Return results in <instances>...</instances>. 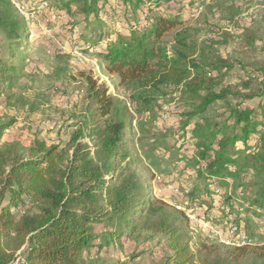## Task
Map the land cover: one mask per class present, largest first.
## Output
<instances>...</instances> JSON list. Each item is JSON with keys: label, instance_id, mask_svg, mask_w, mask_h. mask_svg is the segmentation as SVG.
Here are the masks:
<instances>
[{"label": "trees", "instance_id": "16d2710c", "mask_svg": "<svg viewBox=\"0 0 264 264\" xmlns=\"http://www.w3.org/2000/svg\"><path fill=\"white\" fill-rule=\"evenodd\" d=\"M58 1L66 15H73V6L96 19L101 12L112 13L111 17L122 12L126 25L100 51L107 69L117 73L123 83L146 81L152 89L165 88L182 95L186 106L191 107L184 115L185 126L202 119L195 121L193 132L199 140L198 162L207 176L218 185L237 180L246 168H253L258 190L251 205L255 211L263 210L264 100L259 103V112L248 104L264 94L223 88L219 76L210 74L218 67L190 60L189 53L195 46L183 39L178 42L185 53L166 57L165 64L154 70L157 42L184 24L180 14L153 17V9L159 8L162 0H116L115 11L107 8L108 0ZM166 1L187 2L185 9L195 12L215 0ZM27 30L12 1L0 0V32L13 58L22 56V47L29 42ZM1 65L2 94L14 88L19 67L4 62ZM230 67L226 65L228 70ZM81 76L87 83L86 119L65 146L46 142L3 145L4 134L15 120L0 122V264H14L18 259L23 264H92L86 259L92 250L110 246L125 233H138L142 226L168 236L173 255L161 264H264V246L230 249L203 244L193 251L188 224L182 216H166L150 223L154 214L152 187L139 171L140 160L129 148L131 109L119 105L108 87L99 84L92 74L84 72ZM230 96L242 100L239 106L230 108L234 125L204 118L210 106ZM143 110L138 107L139 112ZM253 136L258 137V144L251 143ZM239 142L245 151L255 148L251 156L235 151ZM188 201L183 203L189 210L193 202ZM99 227L101 236L96 234ZM99 237L104 240L101 244Z\"/></svg>", "mask_w": 264, "mask_h": 264}, {"label": "rangeland", "instance_id": "374dc122", "mask_svg": "<svg viewBox=\"0 0 264 264\" xmlns=\"http://www.w3.org/2000/svg\"><path fill=\"white\" fill-rule=\"evenodd\" d=\"M11 1L25 7L26 16L22 18L28 25L29 42L22 47V56L13 58L0 32V69L1 62L19 67L14 88L0 93V122L15 120L1 144L33 146L46 142L65 146L86 119L87 83L81 74H92L99 84L108 87L119 105L131 109L129 148L131 155L140 160L139 171L152 187L154 214L150 223L166 216H182L188 224V242L193 251L203 244L235 248L222 244L217 233L227 230L230 222L253 240L254 245L248 248L264 246V209L255 211L251 205L258 190L255 170L248 167L237 180L228 179L217 185L198 162L199 140L193 132L197 119L185 126L184 115L191 109L185 98L165 88L153 90L146 81L123 83L117 73L107 69L100 51L126 25L121 11L116 10L114 17L110 12H101L100 19H96L81 13L76 6L72 7L73 15L64 14L58 0ZM184 5L189 4L162 0L161 6L153 9L154 18L180 14L184 21L157 42L154 70L165 64L166 57L184 52L178 42L183 39L195 46L189 53L190 60L218 67L210 74L219 76L223 88L264 94V0L209 1L195 12ZM109 6L115 11L116 0H108V9ZM263 100L264 95L248 105L259 112ZM241 102L239 96L216 102L204 118L221 125L233 124L230 108ZM138 107H148L149 111L139 112ZM257 138L253 136L251 143L258 144ZM242 144L238 143L239 150L249 155L254 152L255 148L245 151ZM217 189L227 197L225 202ZM186 198L193 202L189 210L183 203ZM186 213L203 217L191 224ZM96 234L101 236V227ZM102 242L99 237L98 244ZM172 255L167 235L142 226L138 233H125L121 240L84 256L92 264H161Z\"/></svg>", "mask_w": 264, "mask_h": 264}, {"label": "built area", "instance_id": "2783aa9c", "mask_svg": "<svg viewBox=\"0 0 264 264\" xmlns=\"http://www.w3.org/2000/svg\"><path fill=\"white\" fill-rule=\"evenodd\" d=\"M12 5L21 17L26 16L25 7L21 3L12 1ZM239 149L240 147L237 146V150ZM216 193L220 194L219 196L221 197V200L225 202V200L227 199V197L224 196L225 194L221 195V190L219 189L216 190ZM226 213L228 214V212ZM186 216L191 224H196L198 222L197 218L199 217L197 215V218H195V216H190L187 213ZM230 218L232 219V216H230ZM228 224L229 223H227L226 225V228H228L227 230H224V232H221V230H219V232H217L222 244L235 248L251 247L252 245H254V242L251 238L242 235V230L239 229L238 226H235L233 222H230L229 225ZM203 226L206 228L208 227V225L206 224H204ZM17 261H19V259ZM21 261L23 262V260Z\"/></svg>", "mask_w": 264, "mask_h": 264}]
</instances>
